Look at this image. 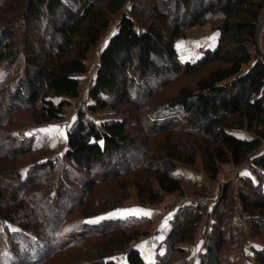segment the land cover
<instances>
[{"label":"trees","instance_id":"1","mask_svg":"<svg viewBox=\"0 0 264 264\" xmlns=\"http://www.w3.org/2000/svg\"><path fill=\"white\" fill-rule=\"evenodd\" d=\"M263 8L264 0H26L22 26H28V30L24 41H19L13 31L2 29L5 38H0V64L12 67L21 48H31L34 24L41 28L43 37L50 36L46 61L24 58L23 73L14 85L0 84L1 106L8 114L35 107L41 123L62 118L69 99L79 96L75 75L86 72L87 53L103 36L104 46L89 89V98L95 103L89 110L93 112L120 104L138 108L155 93L150 87L152 79L177 77L218 62L223 67L212 70L199 81L196 90L183 87L175 96L152 108L143 118L145 133L156 136L184 132L204 140L207 144L203 152L205 169L211 178L217 176L220 165L237 167L249 158L251 168L264 178V152H258L264 139L259 129L260 119L264 117V63L257 56L256 46ZM132 15L150 16L156 23L137 31ZM209 17L218 18L213 27L218 36L217 46L206 51L194 64L179 61L175 41L188 29L205 26ZM128 128V122L120 118L100 126L85 123L79 113L75 127L67 133V150L61 160L64 165L72 166L66 169L69 175L54 167L55 159L31 165L24 177L14 173L12 186L6 187L4 182V186L0 185V241L3 244L0 264H40L55 253L78 246L81 240L93 235L90 233L106 236L117 231L118 225L103 218L116 208L108 202L101 204L100 214L86 212L78 225L63 227L65 220L59 215L60 208L54 206L57 199L68 197L65 186L60 184L62 177L78 183V173L91 176L88 184L83 185L88 191L92 180L104 181L145 168L153 172V181L162 193L180 191L179 181L171 171L176 163L192 165L193 155L171 143L153 161L138 159L135 157L137 142ZM229 131H246L253 134V139L242 140ZM3 138L5 149L0 157L5 156L11 162L32 149L24 144L25 140ZM44 171L43 180L49 183L46 195H27L25 201L24 198L18 201L20 193L14 189L19 186L25 189L39 182L38 172ZM52 177L58 178L60 185L51 184L48 178ZM138 194L146 204L158 203L159 193L150 185L139 186ZM44 200L52 204L51 208L44 205L46 212L40 210ZM240 202L253 227L264 226V188L254 186L241 192ZM16 204L20 207L9 208ZM26 206L28 211L24 209ZM190 209L172 219L171 224L179 222L183 228H172L167 243L185 240L181 237L185 227L199 222L198 206ZM23 216L31 223L20 221L14 226ZM119 234L107 241L112 250L122 254L119 264H145L135 248L137 239ZM212 250L208 245L203 255L210 256ZM114 258L100 251L88 264H115ZM254 258L264 264V250L257 251Z\"/></svg>","mask_w":264,"mask_h":264},{"label":"rangeland","instance_id":"2","mask_svg":"<svg viewBox=\"0 0 264 264\" xmlns=\"http://www.w3.org/2000/svg\"><path fill=\"white\" fill-rule=\"evenodd\" d=\"M25 4L26 0L0 1V38H5V35L2 34L3 29L13 31V35H16L19 41H24L25 31L28 30V26H22ZM132 17L137 31H142L149 25L156 23V20L150 16L132 15ZM217 23L218 18L209 17L205 26L217 35L213 30ZM34 25L35 29L31 35V48L23 46L16 63L12 67L6 68L3 63L0 64V84H4L3 86H13L22 75L24 58L36 57L41 62L46 61L47 41L50 36L46 34V37H43L41 28L36 24ZM187 31L183 38H186ZM104 40L103 36L87 53L86 72L77 79L79 96L76 99H69V104L64 108L62 118L41 123L37 119L35 107H24L8 114L0 103V152L5 149L3 137L19 138L25 140L26 146H32L31 151L15 158L13 162L5 156L0 157V185L4 186L2 184L4 182L6 187L12 186L15 181L14 173L18 172L24 177L31 165L46 164L55 159L57 161L56 164L53 163L55 164L54 167L64 170L65 175L68 172L66 169L72 167L68 163L64 165L61 162L62 156L67 150V133L75 127L79 113L82 114L85 123H92L96 126L115 118L125 119L129 124L128 131L132 133L137 142L138 148L135 157L138 159L146 158L153 161L160 151L168 149L172 143L185 153L192 154L193 164H175L171 174L179 181L181 189L172 194L162 193L153 181V172L149 169L145 170V168H138L127 175L108 178L104 181L92 180L94 182L88 191L83 185L88 184L87 181L91 176L82 172L78 173L79 177L76 179L78 183H73L70 178L67 181L62 177L61 183L58 178H48L51 184L60 183L66 188L67 199H57L54 204L56 208H60L61 219L65 220L63 227L78 225V222L85 217L86 212L100 214L103 207L101 204L108 202L116 208L107 213L110 214L108 216L111 218L105 220L114 222L113 224L118 225V228L117 231L106 236H94V233H90L93 235L81 240L78 246L62 253H55L45 261H41L40 264H88L96 259L97 253L100 251L112 254L116 259L115 264H119L122 260V254L112 250L113 247H109L107 244L108 239L114 240L120 235L119 233H123L127 238L135 237L137 239L135 244L142 246L144 253L149 255L151 264H199V259H201L202 264H259L254 255L257 251L264 250V226L253 227L244 213L242 205L238 202L241 192H247L254 186L260 189L264 188V178L251 168L250 158L237 167L231 164L220 165L217 176L211 178L205 169L203 152L207 144L204 140L191 137L184 132L148 136L143 127V118L151 113L152 108H156L163 101L175 96L183 87L196 90L198 82L212 70L223 67L222 64L211 62L191 73L171 78L163 77L160 80L152 79L150 87L155 90V93L138 108L129 104H120L113 109L105 107L93 112L89 110V107L95 105L89 98V89L94 80L98 57L104 46ZM256 46L257 56L260 58L262 52L258 45ZM184 51L182 54L189 62L183 63L194 64L203 57L206 51L210 50L198 48L194 49L192 54L188 50ZM199 54L202 56L199 57ZM243 70L245 71L246 67ZM159 81L163 84L159 85ZM128 111L129 114H127ZM260 122L259 129L264 134V117L260 119ZM229 133L235 137L253 136L252 133L246 131H229ZM258 152H264V139ZM38 173L41 174L39 182L35 181L33 185H28L25 189L20 186L14 189L20 193L18 201L23 200L24 196L27 195H46L48 191L46 188L49 184L43 180L46 171ZM67 174L69 175V173ZM73 176L75 177V175ZM79 178L81 179L79 180ZM142 184L150 185L154 191L159 193L158 203L146 204L145 199L139 196L138 189ZM206 199L208 201L204 203L203 201ZM46 204L51 208L52 204L46 200L40 206L43 208ZM5 205L3 206L5 207ZM237 205L242 211V222L240 223H237L233 216V209ZM190 206H198L199 222L185 227L181 233V237L185 240L175 241L172 244L167 243L166 239L171 229L180 230L182 225L179 222L171 224L172 219L182 211H192ZM10 207L13 209V207L19 208L20 206L16 204L10 205ZM42 208L40 209L42 212L48 210ZM24 209L27 210V206ZM136 209L150 211L155 218L149 220L144 217L128 215L112 218L116 213L130 212ZM107 214L105 215L107 216ZM29 217V219L32 218L31 215ZM90 220H88V224L91 222ZM20 221L31 223L26 221L23 216L17 219L13 225L15 226ZM110 236L111 238H108ZM208 245L213 249L210 256L203 255ZM2 246L0 241V249ZM48 246L51 247L50 244ZM196 255H198V260L192 262Z\"/></svg>","mask_w":264,"mask_h":264},{"label":"crops","instance_id":"3","mask_svg":"<svg viewBox=\"0 0 264 264\" xmlns=\"http://www.w3.org/2000/svg\"><path fill=\"white\" fill-rule=\"evenodd\" d=\"M187 32L188 33H187L186 38L179 37L174 43V48L177 54V58L181 62H189L188 59L184 58L185 55L182 54L183 52H185L184 50H188L192 54L194 49L203 48L204 50L212 51L217 46V40H216L217 35L215 33H212L206 26L193 27V28L188 29ZM198 56L201 57L202 54H199ZM80 75H75V78L78 79ZM236 137L242 140L253 139L252 135H249V136L243 135L240 137L239 136H236ZM145 213H149V215H145ZM108 215L110 214H107V216L105 215L103 218L104 219L111 218ZM127 215L134 216V217H146V218H149V220H153V218H155L152 212L146 211L143 209H136L130 212L122 211V212L114 214L112 218L114 217L117 218L118 216H127ZM135 248L139 252L143 262L145 264H150L151 263L150 257L147 253H144V251L142 250V246L140 244H136Z\"/></svg>","mask_w":264,"mask_h":264},{"label":"built area","instance_id":"4","mask_svg":"<svg viewBox=\"0 0 264 264\" xmlns=\"http://www.w3.org/2000/svg\"><path fill=\"white\" fill-rule=\"evenodd\" d=\"M256 41H257V45L258 47L261 49V56H260V59L261 61L264 63V8H263V11H262V14H261V17H260V20H259V23H258V31H257V35H256ZM208 200H204L203 202H207ZM202 202V203H203ZM238 202L240 203L241 205V202L240 200H238ZM233 216H234V219L237 223H240L242 222V211H241V208L239 210V205L235 206L234 209H233ZM198 260V255H196V257H194L192 259V262Z\"/></svg>","mask_w":264,"mask_h":264},{"label":"snow or ice","instance_id":"5","mask_svg":"<svg viewBox=\"0 0 264 264\" xmlns=\"http://www.w3.org/2000/svg\"><path fill=\"white\" fill-rule=\"evenodd\" d=\"M145 215H149V213H145Z\"/></svg>","mask_w":264,"mask_h":264}]
</instances>
